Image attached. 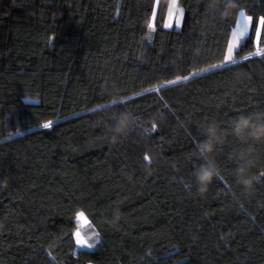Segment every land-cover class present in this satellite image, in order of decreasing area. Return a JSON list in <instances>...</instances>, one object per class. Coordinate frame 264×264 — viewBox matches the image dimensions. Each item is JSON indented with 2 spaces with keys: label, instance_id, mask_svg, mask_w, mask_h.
<instances>
[{
  "label": "trees",
  "instance_id": "obj_1",
  "mask_svg": "<svg viewBox=\"0 0 264 264\" xmlns=\"http://www.w3.org/2000/svg\"><path fill=\"white\" fill-rule=\"evenodd\" d=\"M177 3L180 28L165 25L170 0H0V264H264V141L230 129L264 111V0ZM241 10L250 30L223 64ZM120 112L136 124L113 144ZM212 120L221 176L200 196ZM79 212L93 249L76 243Z\"/></svg>",
  "mask_w": 264,
  "mask_h": 264
},
{
  "label": "clouds",
  "instance_id": "obj_2",
  "mask_svg": "<svg viewBox=\"0 0 264 264\" xmlns=\"http://www.w3.org/2000/svg\"><path fill=\"white\" fill-rule=\"evenodd\" d=\"M114 120V124L108 129L111 133L110 142L113 144L117 143L121 137L126 136L136 124L135 117L127 112L118 113ZM230 129L231 134L241 142L264 141V111L238 115L231 121ZM201 134L204 139L197 145V149L204 162L194 169L192 176L195 179L196 194L203 196L207 193L213 180L221 176V169L213 154L216 147L223 143L224 132L219 123L212 120L202 128ZM236 158L241 161L236 169V182L244 189L250 190L257 179L250 174L254 161L250 158V154L245 152L238 153ZM149 165L150 162L146 164V167ZM8 184L7 177L0 180V189L6 188Z\"/></svg>",
  "mask_w": 264,
  "mask_h": 264
},
{
  "label": "snow or ice",
  "instance_id": "obj_3",
  "mask_svg": "<svg viewBox=\"0 0 264 264\" xmlns=\"http://www.w3.org/2000/svg\"><path fill=\"white\" fill-rule=\"evenodd\" d=\"M172 8L173 9H177L178 8V3L177 0H172ZM179 14L176 15L173 12H170L171 16H174L175 19V23L176 26L178 27L180 25V20L183 17V10L179 9ZM239 17H241L242 19L237 20L236 22V29L233 31L232 35H233V42L230 43L227 47V53L224 57V62L223 64H227V63H235L236 61L233 58V53L236 49H238V47L244 43V38L247 36L248 34V30H249V25L251 24L253 18L251 16H246L244 11H240L238 13ZM172 25H167V27H171ZM148 27L150 29L154 28V24L149 23ZM261 29H264V17H259L258 18V27H256L255 31H256V41L259 42L260 39V33H261ZM264 54V49H258L256 52L253 53V55H261ZM249 57H244V59H248ZM223 64L221 65H214L213 67H223ZM193 75H198V73H194ZM187 80L189 79L188 76H184V77H178L176 80H171L168 81L167 85H163L161 87H167L168 85H175L178 84L181 80ZM148 91H159V89H149ZM113 104H116L117 101H112ZM106 107V106H104ZM52 126V121H48L47 123L43 124V128L44 129H48ZM155 129V125H153V130ZM145 160H150V158L148 156H145ZM77 219H84V213L80 212L77 214ZM76 243L78 246H80L81 248H94L95 247V243H88L86 240L81 239L80 238V232L77 231L76 232Z\"/></svg>",
  "mask_w": 264,
  "mask_h": 264
},
{
  "label": "rangeland",
  "instance_id": "obj_4",
  "mask_svg": "<svg viewBox=\"0 0 264 264\" xmlns=\"http://www.w3.org/2000/svg\"><path fill=\"white\" fill-rule=\"evenodd\" d=\"M180 8L178 7L177 9H173L172 8V0H170V5H169V11H168V15H167V19L165 22V25H172L171 27L168 28H172V27H176V28H180L182 25V19L180 20V25L177 27L176 23H175V19L174 16L170 15V12L175 13L176 15L179 14V10ZM183 10V9H182ZM243 11V10H241ZM240 12V11H239ZM246 14V13H245ZM184 15V12H183ZM246 16H248L246 14ZM242 19L241 17L239 18V20ZM236 29V25L234 27V30ZM233 42V40L231 41V43ZM239 48V47H238ZM237 50V49H236ZM235 50V51H236ZM235 51L233 53V55L235 54ZM235 56V55H234ZM233 56V58L235 59V57ZM80 213V212H79ZM78 222V228L76 229V232L79 231L80 232V238L86 240L88 243H95V246L100 242L101 238H100V234L98 232V230L93 226V224L90 222V220L85 216L84 214V219H77ZM76 236V233H75ZM77 240V237H76ZM79 249H88V248H81L80 246H78ZM95 248V247H94ZM93 249V248H91Z\"/></svg>",
  "mask_w": 264,
  "mask_h": 264
},
{
  "label": "crops",
  "instance_id": "obj_5",
  "mask_svg": "<svg viewBox=\"0 0 264 264\" xmlns=\"http://www.w3.org/2000/svg\"><path fill=\"white\" fill-rule=\"evenodd\" d=\"M239 15H238V20H239ZM250 26H251V24L249 25V30H250ZM235 27V26H234ZM249 30H248V33H249ZM233 31H234V28L232 29V33H233ZM232 33H231V37H230V42H229V44L231 43V41L233 40V35H232ZM248 35V34H247ZM245 39V38H244ZM236 52V51H235ZM235 55V54H234ZM233 55V56H234Z\"/></svg>",
  "mask_w": 264,
  "mask_h": 264
}]
</instances>
